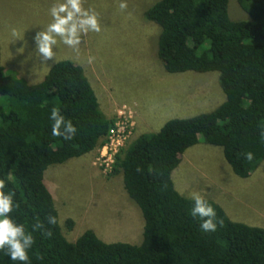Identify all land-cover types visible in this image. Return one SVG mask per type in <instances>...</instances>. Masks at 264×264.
Masks as SVG:
<instances>
[{
    "label": "trees",
    "instance_id": "obj_1",
    "mask_svg": "<svg viewBox=\"0 0 264 264\" xmlns=\"http://www.w3.org/2000/svg\"><path fill=\"white\" fill-rule=\"evenodd\" d=\"M228 0H157L143 12L158 27L156 56L166 73L217 72L223 100L212 110L166 120L154 133L130 138L114 157L110 174L142 217L139 244L104 242L86 229L74 241L62 235L43 183L49 165L93 151L112 124L99 109L80 65L59 60L28 84L0 65V178L20 208L17 223L35 243L27 264H264V228L232 221L217 204L214 232L200 228L193 200L170 178L180 155L202 140L219 147L231 172L245 178L264 159V0H236L243 19H231ZM53 107L77 128L69 141L53 137ZM252 152L251 161L245 153ZM36 218L44 229L33 231ZM71 219L64 221L67 230ZM50 230L51 235H45ZM0 264H21L0 251Z\"/></svg>",
    "mask_w": 264,
    "mask_h": 264
},
{
    "label": "rangeland",
    "instance_id": "obj_2",
    "mask_svg": "<svg viewBox=\"0 0 264 264\" xmlns=\"http://www.w3.org/2000/svg\"><path fill=\"white\" fill-rule=\"evenodd\" d=\"M155 1L127 0V9L121 11L120 0H84L83 6L97 13L101 31L83 36L78 51L62 43L54 48L57 61L70 60L81 66L106 117L114 119L120 110L131 112L133 127L125 144L139 134L156 132L168 119L210 111L224 98L217 72L164 71L156 56L158 27L142 16ZM54 2L0 0V65L28 84L38 82L53 64H41L34 37L51 22L48 10ZM227 12L231 19L244 17L236 0L227 1ZM13 30L22 38L13 37ZM143 122L151 124L144 126ZM97 153L98 148L49 165L43 172L60 231L69 242L90 229L104 242L139 244L140 211L124 192L121 175L104 174L97 167ZM219 154V147L201 139L188 147L170 173L177 191L186 198L192 192L201 196L217 192L223 195L220 201L230 220L264 228V159L241 179L226 163L218 171ZM66 219L73 222L70 230L64 227Z\"/></svg>",
    "mask_w": 264,
    "mask_h": 264
},
{
    "label": "clouds",
    "instance_id": "obj_3",
    "mask_svg": "<svg viewBox=\"0 0 264 264\" xmlns=\"http://www.w3.org/2000/svg\"><path fill=\"white\" fill-rule=\"evenodd\" d=\"M84 0H56L49 10L51 22L36 33L34 40L36 44V55L41 64L57 62L54 48L62 43L74 51L79 50L82 37L89 32L99 33L101 25L98 15L94 10L85 8ZM121 11L127 9V0H120L118 5ZM13 37L22 38L13 30ZM49 119L52 121L53 137H62L69 141L77 135V128L70 120H65L60 109L53 107ZM245 159L251 161L253 153H245ZM12 180V173L6 178H0V251H3L12 261H20L21 264H27L29 261V250L35 243L32 232L27 231L23 224L17 223L12 213L20 208V203L14 199L15 192L7 190L6 181ZM191 199L194 204L191 214L194 217H200V228L204 232H214L217 229V223L223 224V221L216 220L215 209L200 195L199 192H192ZM47 223L55 225L57 219L55 216L46 217ZM33 231L44 229V224L36 218L32 225ZM45 235L50 236L51 231L45 230Z\"/></svg>",
    "mask_w": 264,
    "mask_h": 264
},
{
    "label": "built area",
    "instance_id": "obj_4",
    "mask_svg": "<svg viewBox=\"0 0 264 264\" xmlns=\"http://www.w3.org/2000/svg\"><path fill=\"white\" fill-rule=\"evenodd\" d=\"M133 127L132 114L127 110L117 112L112 124L107 129L104 142L97 147L98 153L95 158V164L102 173L111 172L115 155L125 145Z\"/></svg>",
    "mask_w": 264,
    "mask_h": 264
},
{
    "label": "crops",
    "instance_id": "obj_5",
    "mask_svg": "<svg viewBox=\"0 0 264 264\" xmlns=\"http://www.w3.org/2000/svg\"><path fill=\"white\" fill-rule=\"evenodd\" d=\"M136 117L138 116V113L136 112V115H135ZM137 120V122H138V119H136ZM151 124V122H147V123H144L143 122V125L144 126H149ZM199 141V140H198ZM202 141V140H201ZM204 144H206V145H209V144H207V143H205V142H203ZM196 144V143H195ZM209 146H212V145H209ZM216 147V146H215ZM90 152H88L87 154H89ZM76 158V157H75ZM71 159V158H70ZM217 160H218V164H219V167H218V171H220V170H223V167H224V165H226L225 163L226 162H224V159H223V157H222V154H219L218 155V158H217ZM227 167H229L228 165H227ZM229 170H230V168H229ZM231 171V170H230ZM232 173V172H231ZM233 174V173H232ZM172 175V174H171ZM234 175V174H233ZM172 177V176H171ZM237 177V176H236ZM239 178V177H238ZM241 179H243V178H241ZM211 180L212 179H208V180H206V181H208L209 183H211ZM172 183H173V185H174V189L177 191V187L175 186V183H174V181L172 180ZM221 184V183H220ZM221 185H223V184H221ZM178 192V191H177ZM179 193V192H178ZM180 194V193H179ZM180 195H182V194H180ZM183 196V195H182ZM222 196L223 195H221V194H218L217 192H214L213 194H211V195H209V196H203L206 200H208V201H211V202H213V203H215V204H217L218 206H220L222 209L224 208L225 209V207H224V205H223V203L220 201V198H222ZM223 209V211L225 212V214L226 215H228L227 213H226V211Z\"/></svg>",
    "mask_w": 264,
    "mask_h": 264
}]
</instances>
